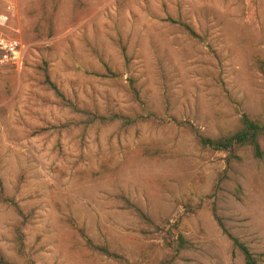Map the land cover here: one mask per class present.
<instances>
[{"label":"rangeland","instance_id":"obj_1","mask_svg":"<svg viewBox=\"0 0 264 264\" xmlns=\"http://www.w3.org/2000/svg\"><path fill=\"white\" fill-rule=\"evenodd\" d=\"M168 19L188 24L204 43ZM103 64L122 76L101 77ZM45 65L80 107L141 114L132 80L151 113L190 122L209 138L230 135L242 114L264 122V0H0V178L6 195L33 213L24 232L28 257L120 264L90 251L84 230L130 264H160L168 257L163 234L145 235L124 197L192 242L177 264H244L200 206L216 190L227 155L203 149L174 123L96 127L84 148L80 128L44 132L80 120L42 86ZM144 146L163 157H137ZM239 154L242 162L221 184L218 215L264 264V158ZM18 223L0 205V253L26 264L17 255Z\"/></svg>","mask_w":264,"mask_h":264},{"label":"trees","instance_id":"obj_2","mask_svg":"<svg viewBox=\"0 0 264 264\" xmlns=\"http://www.w3.org/2000/svg\"><path fill=\"white\" fill-rule=\"evenodd\" d=\"M173 25L180 28L187 36L192 40L203 44L204 39L194 31V29L186 23L179 20L168 19ZM211 53H213L210 48ZM214 54V53H213ZM106 72L101 75L103 78L107 79H118L122 75L113 72L108 68L107 65L103 64ZM43 81L42 86H44L49 92H51L55 99L60 105L66 109H69L72 113L80 118L79 121H71L62 125H50L43 129L44 132H56L61 134L64 131H71L73 129L80 128L83 130L84 134L80 137V146L84 148L85 146V134L88 130L93 128H105L112 125H117L122 130H129L141 123H152L155 125H166L169 123H174L180 127H184L192 133L196 142L205 150H211L216 153H225L226 156V169L219 179L218 185L214 193L210 196L204 198L202 204L206 205L210 210L214 218L216 219L219 227L222 229L223 233L233 242L234 246L241 252L244 257V264H261V256H257L250 248L242 243L238 238L234 237L226 228L223 219L218 215V194L222 190L221 184L228 178L227 174L231 170L234 163L242 162L243 158L239 154L242 151L250 150L254 158L263 159L264 158V148L262 146L261 140L264 138V122L253 119L246 114H242L240 121V128L233 134L221 136L219 138L213 139L206 137L202 134L201 130L198 129L194 124L190 122H178L172 117L166 115L162 118L156 114L151 113L147 108L145 102L142 100L138 89L134 86L135 83L130 80V89L134 97L135 102L141 108V114L134 117H128L116 113H108L106 115L100 114L96 109L83 108L78 106V104L68 98L58 87V85L51 79L48 66L45 65L42 68ZM97 76V75H96ZM100 76V75H99ZM221 87L225 90L224 83H221ZM168 106V104H167ZM137 157H144L148 159H160L162 158V153L158 149L151 146H144L139 148L135 153ZM122 200L126 203L127 209L134 213V215L140 220L142 225L147 228L144 229L143 233L145 235L163 234V239L165 241L166 247L168 249V257L163 260L160 264H177L180 260L181 254L184 251L191 250L193 248L192 242L187 240L181 233L174 234L173 229L162 227L156 225L154 221L148 216L140 207L133 204L130 200L122 197ZM0 205L7 206L15 211L19 218V223L15 229L16 236V249L17 255L24 259L26 264H35L32 258L28 257L26 254L25 245V229L31 223L33 219V213H26L17 201L15 196L9 197L6 195L5 187L0 178ZM170 225V224H169ZM171 226V225H170ZM172 227V226H171ZM80 234L86 241L88 249L100 256L106 257L120 264H130L127 259L112 252L109 247L104 245H95L92 240H90L84 230H80ZM0 264H12L8 262L0 253Z\"/></svg>","mask_w":264,"mask_h":264}]
</instances>
